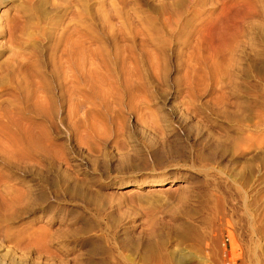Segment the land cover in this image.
I'll return each instance as SVG.
<instances>
[{
	"label": "rangeland",
	"instance_id": "rangeland-1",
	"mask_svg": "<svg viewBox=\"0 0 264 264\" xmlns=\"http://www.w3.org/2000/svg\"><path fill=\"white\" fill-rule=\"evenodd\" d=\"M0 136V264H264V0H0Z\"/></svg>",
	"mask_w": 264,
	"mask_h": 264
},
{
	"label": "bare ground",
	"instance_id": "bare-ground-1",
	"mask_svg": "<svg viewBox=\"0 0 264 264\" xmlns=\"http://www.w3.org/2000/svg\"><path fill=\"white\" fill-rule=\"evenodd\" d=\"M2 136H3V135H2ZM0 137H1V136H0ZM4 138H5V137H4ZM7 142H8V141H7ZM7 142H4L3 139H0V146L6 148V149L9 150V151L13 150L14 147H19V146H20V143L17 142V141H14V140L11 141L10 143H9V142L7 143ZM24 142H25V141H24ZM3 150H4V152H5V149H3ZM16 150H18V153H20V152H19L20 150H19L18 148H17ZM13 152H14V151H13ZM21 152H22V151H21ZM0 153H1V152H0ZM16 153H17V151H16ZM7 155H8V154H7ZM10 155H11V154H9L8 156H10ZM4 156H6L5 153H4ZM11 156H14V155H11ZM11 156H10V158H11ZM6 157H7V156H6ZM6 157H4V158H6ZM7 158H8V157H7ZM8 159H9V158H8ZM12 161H13V160H12ZM9 164H10V163H9ZM1 183H2V182H1ZM3 183H4V182H3ZM139 185H140V184H139ZM19 189H20V188H19ZM20 191H21V190H20ZM22 191H23V190H22ZM10 195H11V194H10ZM10 195H9V196H10ZM0 196H1V195H0ZM5 196H6V195H5ZM11 197H12V195H11ZM11 197H10V198H11ZM10 198H9V199H10ZM18 198H19V197H18ZM2 200H3V201L5 200L3 203H4V205L6 206L7 203H8V201H7L8 198H7V199H6V198H5V199H2ZM9 201H10V200H9ZM41 231H42V230H41ZM41 233H42V232H41ZM42 234H43V233H42ZM27 244H28V243H27ZM33 244H34V243H33ZM33 244H32V246H33Z\"/></svg>",
	"mask_w": 264,
	"mask_h": 264
}]
</instances>
